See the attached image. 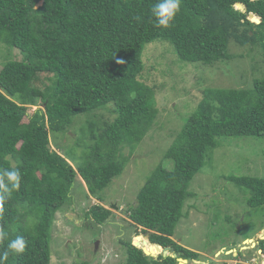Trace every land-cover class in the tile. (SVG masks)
Returning <instances> with one entry per match:
<instances>
[{
    "label": "trees",
    "instance_id": "obj_1",
    "mask_svg": "<svg viewBox=\"0 0 264 264\" xmlns=\"http://www.w3.org/2000/svg\"><path fill=\"white\" fill-rule=\"evenodd\" d=\"M156 2L0 0V43L22 56L0 69V170L21 172L20 188L13 190L0 216L5 235L0 253L18 236L26 242L25 252L10 254L5 264H51L55 215L68 203L77 178L102 201L101 192L125 169L124 145L133 150L154 126L155 90L141 77L148 43L168 41L183 61L209 65L234 57L232 42L259 46L264 55V0H181L168 28L156 25L151 14ZM108 104L113 117L95 120V112ZM91 113L87 128L77 137L68 135L73 148L81 147L80 159L63 146L60 151L51 147L52 134H68L79 115ZM238 136H264V76L245 88L203 91L164 154L171 166L159 164L137 193L133 217L144 221L147 216L150 225L143 230L149 240L135 236L141 247L156 255L158 244L190 262L199 260L198 252L173 236L194 196L193 178L220 137ZM225 178L250 192V206L264 205V176ZM112 214L97 203L86 216L104 224ZM122 244L125 264H180L171 255H146L132 240ZM257 248L264 252V240H258Z\"/></svg>",
    "mask_w": 264,
    "mask_h": 264
},
{
    "label": "rangeland",
    "instance_id": "obj_2",
    "mask_svg": "<svg viewBox=\"0 0 264 264\" xmlns=\"http://www.w3.org/2000/svg\"><path fill=\"white\" fill-rule=\"evenodd\" d=\"M229 50L234 57L209 65L183 61L168 41L155 40L145 46L141 77L155 90L158 112L154 126L133 150L124 145L125 169L101 192L102 201L91 196L84 181L77 178L68 203L55 215L51 264H125L122 240L136 242L135 236L146 237L143 230L150 229L147 216L144 221L133 217L137 193L159 164L171 166L170 161H164V154L202 100L203 91L208 87L245 88L254 78L264 76L262 48L232 42ZM21 58L17 48L0 43V69L6 61ZM109 107L111 104L101 107L95 116L79 115L68 134L51 135V147L60 151L63 146L80 159L81 147L73 148L74 140L68 135L77 137L82 127L87 128V116L97 121L112 118ZM88 142L93 143L91 139ZM229 175L264 176V136L220 137L219 146L193 178L190 189L194 196L187 201L183 210L186 216L173 236L199 253L200 263L189 261L191 264H264L257 247L245 239L258 244L264 234V205L250 206V192L229 182L225 178ZM97 203L112 210L111 219L104 224L86 216L91 205ZM229 249L232 252L226 254Z\"/></svg>",
    "mask_w": 264,
    "mask_h": 264
},
{
    "label": "clouds",
    "instance_id": "obj_3",
    "mask_svg": "<svg viewBox=\"0 0 264 264\" xmlns=\"http://www.w3.org/2000/svg\"><path fill=\"white\" fill-rule=\"evenodd\" d=\"M180 4L181 0H157L151 8V14L156 18V25L164 28L170 27L176 14L180 11ZM20 184L21 172L18 168L0 170V216L3 214L4 203L11 197L13 190H19ZM4 238L5 235L0 233V240H3ZM257 246L258 244L256 247ZM25 250L26 242L22 236L10 240L7 243L6 249L0 253V264H5L10 254H23ZM259 250L260 249H258V251ZM261 255L264 256V252L261 253Z\"/></svg>",
    "mask_w": 264,
    "mask_h": 264
},
{
    "label": "water",
    "instance_id": "obj_4",
    "mask_svg": "<svg viewBox=\"0 0 264 264\" xmlns=\"http://www.w3.org/2000/svg\"><path fill=\"white\" fill-rule=\"evenodd\" d=\"M236 6H237V8H239V9H241V10H244V6H243V4H241V3H237ZM253 17H254V14H250V18H253ZM259 22H260V19H259ZM146 237L149 238V235H146ZM247 240H249L250 242H252V243H251L252 245H254V246L257 245V242L253 241V239H247ZM247 240H246V241H247ZM259 240H264V234L259 238ZM134 245H136V246H138V247H141V246L139 245L138 242H134ZM154 246H155L157 249L160 248V249H161V252L158 253V254H156V255H154L153 253L149 252L145 247H141V248L143 249V251H144V253H145L146 255H151V256H153V257H157L159 254H162L163 256L171 255V256L177 258L180 264H189V263H190L188 259L182 258V257L179 256L178 253L173 252V250H172L170 247H165V248H164V247H162V246H160V245H158V244H154ZM259 251H260L261 253H263V251H262L261 249H260ZM230 252H232V250H231V251H226V253H228V254H230ZM193 262H195V263H200L199 260H193Z\"/></svg>",
    "mask_w": 264,
    "mask_h": 264
},
{
    "label": "bare ground",
    "instance_id": "obj_5",
    "mask_svg": "<svg viewBox=\"0 0 264 264\" xmlns=\"http://www.w3.org/2000/svg\"><path fill=\"white\" fill-rule=\"evenodd\" d=\"M254 241V240H253ZM252 243V242H251Z\"/></svg>",
    "mask_w": 264,
    "mask_h": 264
}]
</instances>
